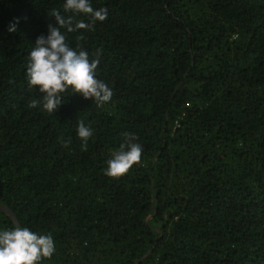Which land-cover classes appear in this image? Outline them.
Wrapping results in <instances>:
<instances>
[{"label":"trees","instance_id":"trees-1","mask_svg":"<svg viewBox=\"0 0 264 264\" xmlns=\"http://www.w3.org/2000/svg\"><path fill=\"white\" fill-rule=\"evenodd\" d=\"M64 2L0 0V203L52 236L42 264H264V0H91L107 19L67 42L114 95L49 114L26 70L53 9L89 21ZM125 134L141 162L112 178Z\"/></svg>","mask_w":264,"mask_h":264},{"label":"clouds","instance_id":"clouds-1","mask_svg":"<svg viewBox=\"0 0 264 264\" xmlns=\"http://www.w3.org/2000/svg\"><path fill=\"white\" fill-rule=\"evenodd\" d=\"M63 10L84 14L90 19L88 22L76 21L74 16L66 18L53 9L51 16L55 18V26L49 24L47 36L41 35L36 39L26 70L28 84L42 94L43 110L49 114L56 113L71 95L95 101L97 107L109 103L114 95L104 81L96 78L102 49H97L93 54L95 58L90 59L89 53L79 43L75 48L71 47L66 35L79 30L93 31L97 22L107 19V8L94 9L91 0H65ZM16 23L18 20L9 25V32L16 30ZM62 29L65 31L62 32ZM83 39L82 34L77 36L78 41ZM30 106L35 108L37 103L33 102ZM77 134L82 141L87 142L93 136V130L80 120ZM125 135V143L107 162L106 175L109 177L118 179L141 162L142 146L135 142L134 135ZM68 143L65 141L64 146L67 147ZM54 252L55 243L50 234L40 235L27 227L0 231V264H42Z\"/></svg>","mask_w":264,"mask_h":264},{"label":"water","instance_id":"water-1","mask_svg":"<svg viewBox=\"0 0 264 264\" xmlns=\"http://www.w3.org/2000/svg\"><path fill=\"white\" fill-rule=\"evenodd\" d=\"M0 211L2 213H4L5 215H7L13 221V223L15 225V228L16 227H21L19 222H18V220H17V218H16V216H15V214L12 212V210L9 207H7L6 205L0 203Z\"/></svg>","mask_w":264,"mask_h":264}]
</instances>
